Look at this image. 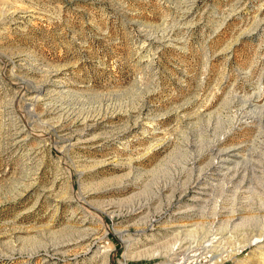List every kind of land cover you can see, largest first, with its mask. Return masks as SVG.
I'll list each match as a JSON object with an SVG mask.
<instances>
[{"label": "rangeland", "instance_id": "374dc122", "mask_svg": "<svg viewBox=\"0 0 264 264\" xmlns=\"http://www.w3.org/2000/svg\"><path fill=\"white\" fill-rule=\"evenodd\" d=\"M263 230L264 0H0V264H264Z\"/></svg>", "mask_w": 264, "mask_h": 264}, {"label": "bare ground", "instance_id": "6f19581e", "mask_svg": "<svg viewBox=\"0 0 264 264\" xmlns=\"http://www.w3.org/2000/svg\"><path fill=\"white\" fill-rule=\"evenodd\" d=\"M35 92L37 93V95L32 96L30 98H27L28 96L26 97L32 103L37 102L38 99H40V97L42 95H46L47 94V91H45L44 87H40V89H37V91H35ZM22 96L25 97V93ZM30 134H31V131H30L28 125L20 124V125L17 126V136L20 138L21 141L25 140ZM239 158H240V155H239L238 148L237 147H231V148H229L227 150H222L220 152H217L214 163L217 166H219V167H222V168H225V169H230V168L234 167L235 165H237V163L239 161ZM217 234L218 233H216L215 235L213 234L212 236L208 235L207 236L208 237L207 241H209V242H207V244L212 243L213 241L218 239V237H217L218 235ZM125 243H126V241H125ZM251 245H257V248L260 251L262 249H264V230L260 231L258 233H253L250 236H248V238L245 240V242L243 244H241L239 247L242 249V248H244L246 246H251ZM177 246H174V247L171 246L169 248V250L172 251V250L176 249ZM186 250H189V248H187ZM190 251H192V250H190ZM209 251L210 250H206L205 253L206 252L208 253ZM192 255L194 256V254H192ZM232 255H233V252H229V253H227L225 255L212 254L211 253V258L210 259L213 260V262L217 264L218 262H221V261H223L225 259L230 258ZM190 256L191 255H189V257ZM187 258H188V256H187ZM185 260H186V258L182 260L181 264H184ZM167 263L168 262H166V264Z\"/></svg>", "mask_w": 264, "mask_h": 264}, {"label": "built area", "instance_id": "2783aa9c", "mask_svg": "<svg viewBox=\"0 0 264 264\" xmlns=\"http://www.w3.org/2000/svg\"><path fill=\"white\" fill-rule=\"evenodd\" d=\"M197 253H198V256H197V253L193 256L192 253L193 251H191L189 254L191 255V257L188 256L186 262L184 264H208V263H211L210 261V256H205V254L203 255H200V251L199 249L196 250ZM209 255V254H207ZM204 257V258H203ZM182 257H180L181 259ZM182 260V259H181ZM180 260V261H181ZM175 263V262H174Z\"/></svg>", "mask_w": 264, "mask_h": 264}]
</instances>
